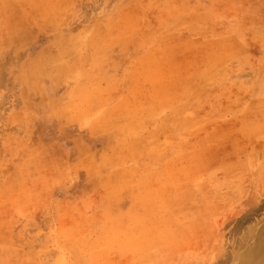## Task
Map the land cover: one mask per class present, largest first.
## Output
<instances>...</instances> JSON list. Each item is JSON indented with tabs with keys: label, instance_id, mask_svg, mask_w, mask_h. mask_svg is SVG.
Wrapping results in <instances>:
<instances>
[{
	"label": "rangeland",
	"instance_id": "rangeland-1",
	"mask_svg": "<svg viewBox=\"0 0 264 264\" xmlns=\"http://www.w3.org/2000/svg\"><path fill=\"white\" fill-rule=\"evenodd\" d=\"M263 222L264 0H0V264H234Z\"/></svg>",
	"mask_w": 264,
	"mask_h": 264
},
{
	"label": "bare ground",
	"instance_id": "bare-ground-1",
	"mask_svg": "<svg viewBox=\"0 0 264 264\" xmlns=\"http://www.w3.org/2000/svg\"><path fill=\"white\" fill-rule=\"evenodd\" d=\"M251 233L241 245L244 251L233 257L234 264H264V227Z\"/></svg>",
	"mask_w": 264,
	"mask_h": 264
}]
</instances>
